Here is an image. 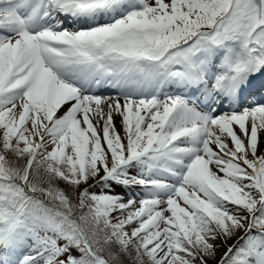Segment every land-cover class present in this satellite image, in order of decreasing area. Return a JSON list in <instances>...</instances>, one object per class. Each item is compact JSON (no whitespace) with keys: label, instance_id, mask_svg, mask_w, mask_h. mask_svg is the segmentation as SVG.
I'll list each match as a JSON object with an SVG mask.
<instances>
[{"label":"snow or ice","instance_id":"6c2138e0","mask_svg":"<svg viewBox=\"0 0 264 264\" xmlns=\"http://www.w3.org/2000/svg\"><path fill=\"white\" fill-rule=\"evenodd\" d=\"M0 264H264V0H0Z\"/></svg>","mask_w":264,"mask_h":264},{"label":"rangeland","instance_id":"374dc122","mask_svg":"<svg viewBox=\"0 0 264 264\" xmlns=\"http://www.w3.org/2000/svg\"><path fill=\"white\" fill-rule=\"evenodd\" d=\"M231 241H229V243H230ZM221 251H223V249L221 250ZM218 256H219V253H218Z\"/></svg>","mask_w":264,"mask_h":264},{"label":"trees","instance_id":"16d2710c","mask_svg":"<svg viewBox=\"0 0 264 264\" xmlns=\"http://www.w3.org/2000/svg\"><path fill=\"white\" fill-rule=\"evenodd\" d=\"M234 241H231L230 243H233Z\"/></svg>","mask_w":264,"mask_h":264}]
</instances>
